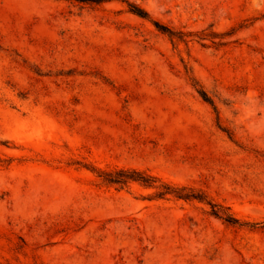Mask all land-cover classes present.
I'll return each mask as SVG.
<instances>
[{
  "label": "rangeland",
  "instance_id": "obj_1",
  "mask_svg": "<svg viewBox=\"0 0 264 264\" xmlns=\"http://www.w3.org/2000/svg\"><path fill=\"white\" fill-rule=\"evenodd\" d=\"M0 264H264V0H0Z\"/></svg>",
  "mask_w": 264,
  "mask_h": 264
},
{
  "label": "trees",
  "instance_id": "obj_2",
  "mask_svg": "<svg viewBox=\"0 0 264 264\" xmlns=\"http://www.w3.org/2000/svg\"><path fill=\"white\" fill-rule=\"evenodd\" d=\"M80 2H87V3H102L106 0H78ZM129 6L131 8V11L140 16V17H148V12L141 6L135 4V3H129ZM156 27L161 30L164 33H167L169 36H174L176 33L167 25H164L158 21L155 22ZM198 93L201 95V97L208 103H210L212 106H214L213 99L208 94L206 90L203 88L198 89ZM215 108V107H214ZM225 130V129H224ZM227 131V130H225ZM231 135V134H230ZM99 176L103 178L104 182L111 185H119V187H124L131 181L140 182L145 185L152 186L157 179L149 174H146L144 171H140L137 169H125V168H119V169H113V170H104L100 171ZM158 195L160 197H164L166 195H174L179 198L184 199H199L204 200L206 197L202 193H197L192 189H188L187 187H173L171 185H162L161 190L159 191ZM213 210V214L216 216L222 217L225 221L236 224L239 222V219L236 218L233 214L228 213V211L224 210L219 204L216 203H210Z\"/></svg>",
  "mask_w": 264,
  "mask_h": 264
}]
</instances>
